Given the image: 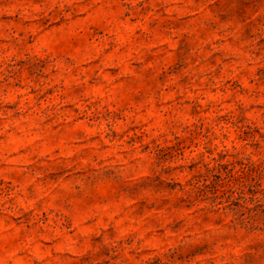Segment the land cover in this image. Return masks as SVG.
Wrapping results in <instances>:
<instances>
[{
	"label": "rangeland",
	"instance_id": "1",
	"mask_svg": "<svg viewBox=\"0 0 264 264\" xmlns=\"http://www.w3.org/2000/svg\"><path fill=\"white\" fill-rule=\"evenodd\" d=\"M0 264H264V0H0Z\"/></svg>",
	"mask_w": 264,
	"mask_h": 264
}]
</instances>
